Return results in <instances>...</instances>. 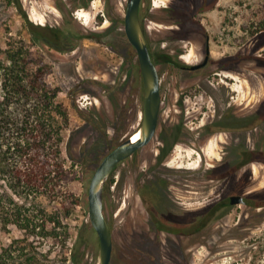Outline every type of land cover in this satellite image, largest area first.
Masks as SVG:
<instances>
[{"label":"rangeland","instance_id":"obj_1","mask_svg":"<svg viewBox=\"0 0 264 264\" xmlns=\"http://www.w3.org/2000/svg\"><path fill=\"white\" fill-rule=\"evenodd\" d=\"M12 1L0 0V50L22 48L34 66L41 64L47 84L58 89L57 100L69 117L62 133L69 175L58 196L88 199L105 156L142 122L138 55L116 21L125 17L127 0ZM23 14L35 24L65 25L76 34L98 32L100 39H83L75 50L60 51L59 41L34 42ZM141 19L163 103L152 142L120 163L105 186L111 264H264V207L257 214L244 205L225 206L219 180L230 169L252 170L251 192L264 199V164L252 165L241 156L248 150L245 130L253 121L248 116L264 120V0H143ZM207 38L212 50L207 68L181 71L180 65L202 61ZM76 42L75 37L64 44ZM212 87L219 92L216 98L227 102L223 119ZM60 202L41 197L45 215L57 214ZM64 223L54 239L32 238L49 255V264H99L100 240L89 206L76 207ZM178 228L189 235L172 232ZM25 235L13 225L5 231L0 223V250Z\"/></svg>","mask_w":264,"mask_h":264},{"label":"trees","instance_id":"obj_2","mask_svg":"<svg viewBox=\"0 0 264 264\" xmlns=\"http://www.w3.org/2000/svg\"><path fill=\"white\" fill-rule=\"evenodd\" d=\"M10 3L13 4V1L10 0ZM80 5L88 7V3ZM60 8L64 10L63 7ZM23 19L34 42L59 41L63 45L60 51L75 50L83 39H100L98 32L76 34L65 25L49 27L35 24L25 14ZM116 21L124 26L122 31L126 36L125 17L119 16ZM75 37L76 44H64L71 43ZM148 42L156 63L149 38ZM24 53L22 48L5 52L0 50V223L5 231L13 225L26 234L23 239L14 240L1 248L0 264H49V255L43 253L41 246L36 245L32 238H56L60 234L58 229L67 226L64 217L68 218L78 206L87 208L89 201L86 195L73 201L58 196L69 175L62 148V133L69 125L68 112L57 100L58 89L47 84L45 70L41 64L34 66L32 60H28ZM137 64L139 65L138 62ZM212 89L219 119H223L229 111L227 102H220V98H216L219 92H214V87ZM254 114L248 116L253 121L245 130L248 150L241 154L244 155V162L252 165L264 164V133L261 134L262 137L256 134L264 129V120H258L259 114ZM219 180L224 189V205H229L232 195L242 193L245 195V205L254 213H260L257 209L264 207V199H259L261 193L251 192L254 185L252 170L240 172L238 167L230 169L221 173ZM47 196L57 202L61 199V208L54 216L45 215L46 211L42 209L41 197ZM62 209L65 213H61ZM49 224L53 226L50 228ZM172 232L179 231L172 229ZM184 233L186 234V231Z\"/></svg>","mask_w":264,"mask_h":264},{"label":"water","instance_id":"obj_3","mask_svg":"<svg viewBox=\"0 0 264 264\" xmlns=\"http://www.w3.org/2000/svg\"><path fill=\"white\" fill-rule=\"evenodd\" d=\"M143 0H127L125 14V33L138 55L139 66L143 78L142 122L138 132L141 137L133 141V133L128 139L114 148L101 162L93 175L89 187V217L100 240L99 264H111L114 242L110 223L104 210V192L107 181L116 167L124 160L132 157L138 150L147 146L154 139L161 115L162 92L161 78L157 64L152 58L148 38L142 24L141 10ZM204 62L192 69L205 66L209 60L210 48H207ZM231 205H243L245 196L235 194L230 197Z\"/></svg>","mask_w":264,"mask_h":264},{"label":"flooded vegetation","instance_id":"obj_4","mask_svg":"<svg viewBox=\"0 0 264 264\" xmlns=\"http://www.w3.org/2000/svg\"><path fill=\"white\" fill-rule=\"evenodd\" d=\"M210 48V54H209V60H208V63L205 65V66H203L202 68H199V69H195V70H193L192 69V66H195V65H198V64H201V63H203L204 62V60H205V58L207 57V48ZM204 49H205V51H204V53H203V55H204V58L202 59V61L201 62H199V63H197V64H194V65H191V66H179L180 68H181V71H190V72H193V73H196V72H202L203 70H205L206 68H207V66L209 65V63H210V61H211V53H212V50H211V45H210V39L209 38H207V40H206V43H205V47H204ZM129 159V158H128ZM127 160V159H126ZM125 161V160H124ZM122 163V162H121ZM245 203H246V200H245ZM245 203L243 204L244 206H246L245 205ZM229 205L231 206V203H230V199H229ZM225 206H228V205H225ZM164 228L163 227H161V230H163ZM179 232L177 233V235H179V236H185V235H189L188 234V230L185 228H178L177 229ZM181 231V232H180ZM184 231H186V234L184 233ZM196 232H200V231H202V229H197V230H195ZM182 258H184V256H182V255H180ZM157 264H160V262H157ZM167 264H192L189 260H178V261H172L171 263H167Z\"/></svg>","mask_w":264,"mask_h":264},{"label":"bare ground","instance_id":"obj_5","mask_svg":"<svg viewBox=\"0 0 264 264\" xmlns=\"http://www.w3.org/2000/svg\"><path fill=\"white\" fill-rule=\"evenodd\" d=\"M140 137H141V132L138 131L132 136L133 141H137Z\"/></svg>","mask_w":264,"mask_h":264}]
</instances>
